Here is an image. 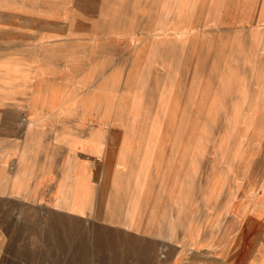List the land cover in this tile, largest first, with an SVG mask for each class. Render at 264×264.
I'll list each match as a JSON object with an SVG mask.
<instances>
[{"label": "bare ground", "instance_id": "6f19581e", "mask_svg": "<svg viewBox=\"0 0 264 264\" xmlns=\"http://www.w3.org/2000/svg\"><path fill=\"white\" fill-rule=\"evenodd\" d=\"M95 2L0 0V20L38 27L0 39L5 239L49 253L58 230L67 250L156 246L151 264H264V0L221 18L200 0ZM46 30L58 57L31 49Z\"/></svg>", "mask_w": 264, "mask_h": 264}, {"label": "rangeland", "instance_id": "374dc122", "mask_svg": "<svg viewBox=\"0 0 264 264\" xmlns=\"http://www.w3.org/2000/svg\"><path fill=\"white\" fill-rule=\"evenodd\" d=\"M78 3L77 6H81L82 9L87 5V9L90 12H94L96 10V2L95 0H76ZM207 7H209L210 12H212V17L221 18L222 16H230L232 14L237 13L238 6L243 0H200ZM16 20L3 21L0 20V39L13 38L16 41L23 42L28 39L30 36L36 34L35 30L38 29L35 25H24L22 15L25 13H20ZM210 15V13L208 14ZM32 17H36L33 15ZM258 17L261 19L264 17L262 11L259 12ZM7 27H13L14 30H5ZM48 32V33H47ZM40 38L43 39V42L31 49H39L40 52L44 49L46 53H50L56 55L57 57L61 54L59 51H56L55 48L57 45L54 42H51V35L48 30L45 32L40 31L37 33ZM115 45L122 48L123 42L117 40L113 41ZM26 49V48H25ZM19 48H12L6 50L8 54H16L20 55ZM117 51H115L116 53ZM24 55V58L29 61L30 65L35 64V54L32 51H27L25 53H21ZM37 56V55H36ZM113 59L115 60L117 55L112 54ZM44 66L51 65L50 60L45 59L43 62ZM20 96H27V92H21ZM17 101V99H16ZM0 113H5V109L3 107L0 108ZM22 116L27 117L28 111H22ZM16 139L13 138L12 142L9 144L7 142H3L1 138V129H0V161L2 163H8L14 155V152L11 154H7L1 157L2 153L5 150L10 151V149H6L7 145L15 143ZM71 148H75L73 144L70 145ZM11 147V146H10ZM88 149L87 143L83 142L81 146L78 148L79 153L83 155ZM97 173H95L94 179L96 178ZM51 177L48 179H42V186H44ZM1 201H7L6 198H1ZM11 213V207L8 204H0V264H151L158 257V248L156 246L147 247L142 249L139 253L134 252V250L129 249L127 246L122 247L118 242V237H113L112 242L108 245L107 249H104L103 246L97 244V242L92 241V243L87 246V249L84 248L82 250L71 249L67 250L66 240L58 230H54L52 236L46 237L45 242L46 245H52L56 249L52 252H43V253H25L23 248L25 247V240L20 235H15V238H11L9 241L5 239L8 229V220L5 218L9 217ZM219 213H216L212 218L208 219V224L206 226L208 232L213 231V227L215 225V221L218 219ZM114 229V228H112ZM115 230V229H114ZM194 232L197 235L199 233V228L196 225L194 228ZM118 236L120 234V229L116 234ZM256 243L254 244L257 248L256 254L260 255V263L264 262V251H259V249H264V228L259 230L257 235L255 236ZM175 241L176 238L173 237ZM210 243L209 235L202 239L198 243V248L202 249L204 246ZM139 247H142L141 245ZM166 246H164L165 248ZM171 248V246H168ZM43 248H46L44 246ZM166 249V248H165ZM196 251H193L195 253ZM174 264V263H171Z\"/></svg>", "mask_w": 264, "mask_h": 264}]
</instances>
